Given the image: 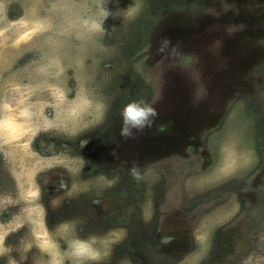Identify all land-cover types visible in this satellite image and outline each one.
I'll return each mask as SVG.
<instances>
[{
  "label": "rangeland",
  "instance_id": "rangeland-1",
  "mask_svg": "<svg viewBox=\"0 0 264 264\" xmlns=\"http://www.w3.org/2000/svg\"><path fill=\"white\" fill-rule=\"evenodd\" d=\"M107 232L104 264H264V0H0V242Z\"/></svg>",
  "mask_w": 264,
  "mask_h": 264
},
{
  "label": "clouds",
  "instance_id": "clouds-1",
  "mask_svg": "<svg viewBox=\"0 0 264 264\" xmlns=\"http://www.w3.org/2000/svg\"><path fill=\"white\" fill-rule=\"evenodd\" d=\"M133 5H129L126 10H120L118 15H122L123 21L128 18L129 8ZM111 13L107 11L104 22L109 18ZM101 25V30L105 31ZM90 103L103 104L102 100L89 98ZM153 103H149L144 100H130L124 104L120 110V116L123 121L121 135L126 138H131L133 135V129L143 130L145 127H150L152 118L157 115L155 108L152 106ZM137 171V168L133 167L129 170L130 173ZM67 222H62V224ZM64 247L58 249L59 256H52L45 253L46 264H104L112 254L114 245L117 243L112 238V233L107 232L102 235L90 234L87 237H82L79 234H72L67 237H62ZM30 250V249H29ZM43 252L42 249H40ZM10 256L9 251L6 249L4 244L0 242V258ZM23 256L19 253L11 255L6 260V264H21ZM121 264H127L126 261H122Z\"/></svg>",
  "mask_w": 264,
  "mask_h": 264
}]
</instances>
